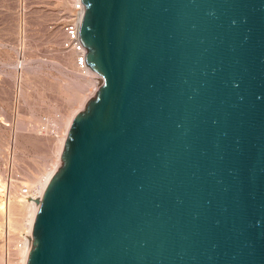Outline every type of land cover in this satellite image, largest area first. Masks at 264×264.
<instances>
[{"label": "water", "instance_id": "95a60500", "mask_svg": "<svg viewBox=\"0 0 264 264\" xmlns=\"http://www.w3.org/2000/svg\"><path fill=\"white\" fill-rule=\"evenodd\" d=\"M104 78L26 264H264V0H84Z\"/></svg>", "mask_w": 264, "mask_h": 264}, {"label": "rangeland", "instance_id": "374dc122", "mask_svg": "<svg viewBox=\"0 0 264 264\" xmlns=\"http://www.w3.org/2000/svg\"><path fill=\"white\" fill-rule=\"evenodd\" d=\"M72 12L71 0H0V230L9 228L10 207L22 198L18 185L5 192V174L22 176L28 187L30 178L45 175L60 157L56 180L61 179L77 122L92 113L104 87L105 78L92 65L97 77L90 80L77 69L75 56L62 48V26ZM73 113L77 114L59 156V139ZM11 236L14 243L23 235Z\"/></svg>", "mask_w": 264, "mask_h": 264}, {"label": "built area", "instance_id": "2783aa9c", "mask_svg": "<svg viewBox=\"0 0 264 264\" xmlns=\"http://www.w3.org/2000/svg\"><path fill=\"white\" fill-rule=\"evenodd\" d=\"M71 3L73 12L69 15L70 18H68L62 26V32L64 35L62 48L65 52L75 56L77 69L86 75L92 70L87 61L89 50L85 45L81 34V19L82 14L83 17L85 16L86 5L84 0H71ZM93 72L96 75V72ZM103 82H105V80ZM3 179L6 183L5 192H7V190L10 192L12 188L18 185L19 191L23 196H31L32 191L29 187L25 186L23 182L24 178L22 176L16 175V177H14L7 172ZM11 237V233L5 231L3 251L4 264H26L30 245L34 240L35 235L33 233L29 236L23 234V238L14 243L11 242Z\"/></svg>", "mask_w": 264, "mask_h": 264}, {"label": "bare ground", "instance_id": "6f19581e", "mask_svg": "<svg viewBox=\"0 0 264 264\" xmlns=\"http://www.w3.org/2000/svg\"><path fill=\"white\" fill-rule=\"evenodd\" d=\"M82 75L84 76L83 73H82ZM85 76L88 77L90 80L94 77H97V76H95V74L92 70L88 74H86ZM94 79H96V78H94ZM93 83H91V84H93ZM90 88H91V85H90ZM84 99L85 98H83V100ZM83 100H82V103H83ZM76 114L77 113H73V115L71 117L66 119L67 120L66 127L64 126L65 132L62 134L60 139L58 138L59 139V144H58L59 146H58L57 150L59 152V156L62 155V149L65 148L64 146L67 142L68 135H69L68 132L70 131V129L72 127V124L75 120ZM60 164H61V159H60V157H58V160L52 165V167H50V169L46 172L45 175H43L42 177H39V178H30V181H27L28 187L31 189L32 194H31V196H28V197L22 195V198L15 199L14 204L11 205V207H10L11 214H10L9 218H10L11 223H10L8 229H3V230H5V231L9 230L10 233L13 234V236L15 234H22V235L26 234V236H29L32 233L35 235V228H36L38 212H39V208H40V205L37 203V201L44 200L47 189L50 187L53 179L55 178V176L59 172ZM41 174H43V173H41ZM20 238L22 239L23 237H20ZM15 240H17V239H15Z\"/></svg>", "mask_w": 264, "mask_h": 264}]
</instances>
